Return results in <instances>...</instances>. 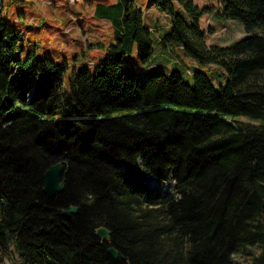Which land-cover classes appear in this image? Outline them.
Masks as SVG:
<instances>
[{"label":"trees","instance_id":"16d2710c","mask_svg":"<svg viewBox=\"0 0 264 264\" xmlns=\"http://www.w3.org/2000/svg\"><path fill=\"white\" fill-rule=\"evenodd\" d=\"M149 4L169 16L159 43L224 84L130 72L123 55L136 45L149 66L153 40L136 0H115L93 11L112 42L66 87L67 62L26 49L0 10V264H264V0H221L247 32L230 45L207 43L193 0ZM56 163L65 188L49 197Z\"/></svg>","mask_w":264,"mask_h":264},{"label":"rangeland","instance_id":"374dc122","mask_svg":"<svg viewBox=\"0 0 264 264\" xmlns=\"http://www.w3.org/2000/svg\"><path fill=\"white\" fill-rule=\"evenodd\" d=\"M115 0H0L2 17L9 25L22 30L23 44L26 49L36 45V56H50L55 60L67 62L63 75L64 85L68 87L73 72L81 68L92 67L94 62L105 54L104 46L112 42V27L108 20L98 18L93 14L97 3H113ZM201 14L198 18L200 27L206 32L207 43L230 45L245 37L247 32L236 19H224L216 15L220 9L221 0H193ZM142 11V21L150 28L153 40V57L159 69H149L137 56L136 45L132 51L123 55V64L141 78L161 71L171 75L174 70L181 73L183 80L192 82L193 70L204 71L211 79L215 88L224 84V70L216 64H202L195 58L183 53L180 46L170 44L160 45V38L169 29V16L160 11L149 0H136ZM177 5V4H176ZM178 7V6H177ZM205 9V10H204ZM182 11V10H181ZM184 17L191 21L185 11ZM177 46V47H175ZM163 56H159V55ZM166 62H165V61ZM187 70L191 72L188 73ZM165 184V191L168 190ZM170 192L174 189L171 187ZM241 260V258H239ZM11 261V260H9Z\"/></svg>","mask_w":264,"mask_h":264},{"label":"water","instance_id":"95a60500","mask_svg":"<svg viewBox=\"0 0 264 264\" xmlns=\"http://www.w3.org/2000/svg\"><path fill=\"white\" fill-rule=\"evenodd\" d=\"M62 165L61 163H56L47 168L43 173V192L52 197L56 193L62 192L65 188V182L61 179ZM78 211V206H69L63 211L65 217H69L70 214L76 213ZM96 233L100 237L106 238L109 231L105 227H99L96 229ZM108 252L114 257L117 258V251L113 247L108 248Z\"/></svg>","mask_w":264,"mask_h":264},{"label":"crops","instance_id":"0c3cea01","mask_svg":"<svg viewBox=\"0 0 264 264\" xmlns=\"http://www.w3.org/2000/svg\"><path fill=\"white\" fill-rule=\"evenodd\" d=\"M160 45H161V47H162V46L166 47V46L168 45L169 47L166 49L167 52L169 51L170 48H171V49L173 48V47H171L170 44L164 45V44H161V43H160ZM175 47H176V46H175ZM159 56H163V55L161 54V55H159ZM164 61H165V60H164ZM165 62H166V61H165Z\"/></svg>","mask_w":264,"mask_h":264},{"label":"flooded vegetation","instance_id":"af4514ba","mask_svg":"<svg viewBox=\"0 0 264 264\" xmlns=\"http://www.w3.org/2000/svg\"><path fill=\"white\" fill-rule=\"evenodd\" d=\"M109 237V234H108V236H107V238Z\"/></svg>","mask_w":264,"mask_h":264}]
</instances>
